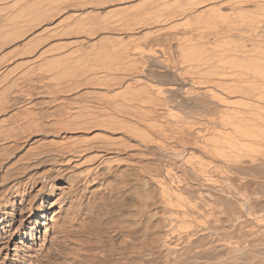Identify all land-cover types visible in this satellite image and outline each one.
I'll use <instances>...</instances> for the list:
<instances>
[{
    "label": "bare ground",
    "instance_id": "obj_1",
    "mask_svg": "<svg viewBox=\"0 0 264 264\" xmlns=\"http://www.w3.org/2000/svg\"><path fill=\"white\" fill-rule=\"evenodd\" d=\"M218 1L216 15L213 0L204 15L4 6L24 2L34 27L58 13L62 41L42 118L0 81V144L41 140L0 181V264H264V0Z\"/></svg>",
    "mask_w": 264,
    "mask_h": 264
},
{
    "label": "rangeland",
    "instance_id": "obj_2",
    "mask_svg": "<svg viewBox=\"0 0 264 264\" xmlns=\"http://www.w3.org/2000/svg\"><path fill=\"white\" fill-rule=\"evenodd\" d=\"M13 1V0H12ZM12 1H10V2H7V3H4V2H2V1H0V81H1V83L3 84V86L2 87H4V83H6V82H11V81H14V80H16V81H18V83H19V85L21 86H19L18 88H20L22 91L24 90L25 91V93H28V91L27 90H29V92L30 93H28V99H31L32 97V99H31V101L29 100V103L28 104H26L25 103V105L23 104L22 106H20V105H17L16 107V109H9V111H6L5 113H3L4 115H2V118L4 117L5 119H6V121H5V123H4V125H6L7 123H8V121H11V120H13L14 118H18V116H19V114H20V112H21V110H23V109H20L21 107L23 108V106H25V108L28 106V108H30V110H34V109H38V110H35L36 112H40V114H39V117H40V115H41V111H42V115H43V97H41V92H43V91H41L42 89H41V85H42V83H43V80H45L46 78L47 79H49L48 77H50L53 73V75L54 76H56L58 73H59V69H58V67H59V65L56 63V61H57V59L59 58L58 57V55L60 56V53H61V49L59 48V50H58V48H56L57 47V45L59 44V46H60V44L61 43H59V41L61 42L62 41V39H60L61 37L60 36H58L59 34L58 33H56V31L57 30H55V29H57L58 28V26H57V20H59V14L57 13V15H56V12H55V14L54 15H56V17L54 16V15H49V12H47L46 13V15H43V19H40V23H41V25H35V27H34V25H31L32 23L34 24V23H36V21H34L33 20V22H32V15H30V17L31 18H28V14H25L24 16L22 15L23 13L21 12V10H22V8H21V5L22 4H24V2L22 3H19L18 5L16 4L15 6H14V8H12L11 7V11H12V13L10 12V9H5L4 8V6L5 5H8V4H13L14 5V2L12 3ZM88 1V3L86 2L85 4L83 3V4H81L80 2H75V0L73 1V0H71V2L67 5L68 7H70V9H68L67 10V12L65 13V14H61V13H63V12H61L60 13V15H81V13L82 12H85V15H109L110 13H111V15H145V14H148V13H150V12H152V9H153V14L152 13H150V14H152V15H162V14H164L165 12V14L164 15H176L177 14V10H178V15H184V13H185V11H187V9H188V11L187 12H189V14L190 13H192L193 14V12L195 13V11H198V10H200L201 9V7H203L204 9H201L200 10V12H199V15H202V14H200V13H203V15H204V11L206 12V11H208L209 10V12H207L208 14L209 13H211V14H209V15H216V13L218 14V12H215V13H213V11L214 10H217L218 11V8H219V6H221V5H217L218 4V0H213L214 2H212L213 4H216L217 6L215 7V5H213L212 4V6L210 7V6H208V8H210V9H208V10H206V8H205V4L204 3H208L207 2V0H206V2L204 1V0H201V4L200 3H198V1H200V0H198L197 1V4H194V2L191 0V2L190 3H192L193 2V4L195 5V7H193V4H190L189 5V2L188 1H190V0H187V2H188V5H187V3H185V0H183V2H181L182 0H178V2H180V3H177V0H175L176 2H171V1H173V0H143L142 1V3L139 1L138 2V0H137V3L135 2L136 0H109V3L110 2H113V3H108V0L107 1H105V0H96V2H94L93 0H87ZM90 1V2H89ZM130 1V2H129ZM155 1V2H154ZM171 3H170V2ZM195 1V0H194ZM204 1V2H203ZM91 2H93L94 3V5H93V3H91ZM167 2L168 3V6H167V3L165 4V3ZM135 3V4H134ZM156 3V4H155ZM174 3H177V4H179V6H180V4L181 3H185L184 5H186V6H183V4H181V9L178 7L177 8V6L178 5H176V4H174ZM196 3V2H195ZM89 4V5H88ZM98 4V5H97ZM107 4V5H106ZM126 4V5H125ZM127 4H129V5H127ZM138 5V7H137V5ZM140 4V5H139ZM141 4H142V6H141ZM155 4V5H154ZM162 4L164 5V7L162 6ZM174 4V5H173ZM198 4L200 5L199 7H198ZM71 5V6H70ZM73 5V6H72ZM96 5V6H95ZM116 5V6H115ZM136 6V7H133V6ZM170 5H172V7H173V9L175 10V8H177V10H175V13L173 14V12L174 11H172V13L170 14L169 13V10L171 9V10H173L172 8H170L171 6ZM175 5H176V7H175ZM191 5H192V7L193 8H195L194 10H192L193 8L191 7ZM197 5V6H196ZM51 6H52V4H50V3H45V4H43V8H51ZM99 6V7H98ZM110 6V7H109ZM122 6V11H121V8L120 7ZM160 7H163V8H160L161 10V13L159 14V8ZM165 6H167L166 8H165ZM170 6V7H169ZM183 6V7H182ZM189 8H188V7ZM213 6H214V8H213ZM224 7H226V9H228L229 7H227V6H225V5H223ZM222 6V10H224L223 7ZM67 7V8H68ZM72 7V8H71ZM78 7V8H77ZM91 7V8H90ZM93 7V8H92ZM115 7V8H114ZM120 8V10H119V8ZM130 7H133V8H130ZM148 7L151 9H148ZM157 9H156V8ZM169 7V8H168ZM185 7V8H184ZM191 7V8H190ZM206 7H207V5H206ZM20 8V9H19ZM98 8V9H97ZM100 8V9H99ZM134 8H135V10H134ZM148 10H146V9ZM154 8L157 10V11H159L158 13H156L157 11L156 10H154ZM184 10H183V9ZM187 8V9H186ZM211 8L213 9V10H211ZM92 11H91V10ZM107 9V10H106ZM132 9V10H131ZM169 9V10H168ZM179 9L180 10H183V12L184 13H182V12H180L179 11ZM225 9V10H226ZM4 10H5V12H4ZM66 10V9H65ZM88 10V11H87ZM97 11L98 10V14H96V12L95 11ZM112 10H115L114 12H112ZM127 10L129 13H127V11L125 12V11ZM144 10V11H143ZM149 10H150V12H149ZM164 10H165V12H164ZM167 10V11H166ZM202 10H203V12H202ZM10 13H9V12ZM17 11H18V13H17ZM92 13H91V12ZM101 13H100V12ZM106 11V12H105ZM111 11V12H110ZM211 11V12H210ZM227 11V10H226ZM228 11H231L230 9L228 10ZM14 12V13H13ZM19 12H21V15H20V13ZM45 12H46V10H45ZM110 12V13H109ZM120 12H121V14H120ZM141 12V13H140ZM167 12L169 13V14H167ZM179 12H180V14H179ZM185 13V15H187L188 13ZM232 12V11H231ZM80 13V14H79ZM95 13V14H94ZM109 13V14H108ZM124 13V14H123ZM126 13V14H125ZM213 13V14H212ZM5 14V15H4ZM15 17H17L16 18V20H20V21H15L13 18H14V16ZM150 14H148V15H150ZM196 14H198L197 12L195 13V15ZM191 15V14H190ZM194 15V14H193ZM24 17L25 18V20L22 18V19H19V17ZM35 15H33V17H34ZM45 16H48V17H45ZM50 16V17H49ZM54 17L53 19H50L51 17ZM20 17V18H21ZM26 17H27V19H29V20H27L26 21ZM36 18V17H35ZM47 18V19H46ZM50 20H49V19ZM9 19V20H8ZM34 19V18H33ZM11 20V21H10ZM22 20H24L25 21V23H24V21H22ZM42 20V21H41ZM45 20V21H44ZM54 21V22H53ZM16 22H18V23H16ZM19 22H21L20 24H19ZM31 23V24H29V23ZM15 23H16V27H18L19 25H20V27L21 28H19V29H17V28H15V27H13L14 25H15ZM29 24V25H26V24ZM44 23V24H43ZM46 23V24H45ZM50 23V24H49ZM56 23V24H55ZM19 24V25H18ZM23 24V25H22ZM48 24V25H47ZM52 24V25H51ZM51 25V27H49ZM53 25H56V26H53ZM43 26H47L48 28V30H49V32H47L46 31V29L43 27ZM24 27V28H23ZM55 27H57V28H55ZM39 28V29H38ZM41 28H42V30H41ZM53 28H55L54 30H53ZM15 29H17V30H19L21 33L19 34L18 32H17V30H15ZM21 29V30H20ZM32 29V30H31ZM14 30V31H13ZM41 30V31H40ZM45 30V31H44ZM50 30H52V31H50ZM22 31H24V32H22ZM25 31H29L28 33H25ZM5 32V33H4ZM13 32V33H12ZM14 32H15V34L18 36V37H20L21 38V36H22V38L20 39L19 38V40H18V37L17 36H15L14 37ZM59 32V31H58ZM57 35H56V34ZM21 34H24V35H21ZM30 34V35H29ZM36 34V35H35ZM38 34V35H37ZM57 36V37H54V36ZM10 36V37H9ZM23 36H25V38H23ZM26 36H30V37H26ZM44 36V37H43ZM5 38V39H7V40H5L4 39V41H2V38ZM7 37H9V38H7ZM31 37H33V39H31ZM52 37V38H51ZM58 37H60V38H58ZM14 38V39H13ZM11 39V40H10ZM15 39H16V41H15ZM26 39V41H22V40H25ZM27 39H29V40H27ZM31 39V40H30ZM55 39V40H54ZM60 39V40H59ZM13 40V41H12ZM9 41V42H8ZM15 41V42H14ZM30 43L29 44V46H28V42ZM46 41V42H45ZM12 42V43H11ZM23 43V42H26L27 43V46L26 47H24L25 45H26V43H25V45L23 46V45H21V44H19V43ZM32 42V43H31ZM6 43H8V44H6ZM18 43V45H16ZM56 44V45H55ZM7 45V46H6ZM16 45V46H15ZM6 47V48H5ZM14 47V48H13ZM12 48V49H11ZM46 48H47V50H46ZM2 50V51H1ZM9 50V51H8ZM19 50H21V51H19ZM24 50V51H23ZM29 50V51H28ZM31 50H33V51H31ZM8 51V52H7ZM20 52V54H19V52ZM46 51V52H45ZM57 51V52H56ZM16 52H18V53H16ZM27 54H26V53ZM37 53V54H36ZM57 55V56H56ZM8 56V57H7ZM7 57V58H6ZM16 57V58H15ZM30 57H31V59H30ZM53 57L55 58V59H53ZM57 57V58H56ZM46 58L48 59V60H54L53 62H49V61H47L46 60ZM44 60H46V61H44ZM56 60V61H55ZM33 62V63H32ZM44 62H47V63H44ZM58 62V61H57ZM43 63L44 64H46V65H49V66H46V65H43ZM53 65H52V64ZM59 63V62H58ZM56 65V66H55ZM49 67H52V68H50V69H52V71H49L50 69H49ZM44 68H46L47 69V73L48 74H50V75H47V73H44L45 71H44ZM55 68H57V70L55 69ZM18 69V70H17ZM53 69H55V71H57L56 73H55V71L53 70ZM37 70V71H36ZM18 72V73H17ZM52 72V73H51ZM46 75V76H45ZM52 75V77H50V78H54V76ZM48 76V77H47ZM58 76V75H57ZM37 77V78H36ZM22 78H24V79H22ZM45 78V79H44ZM29 81H28V80ZM42 79V81H40V80ZM46 79V80H47ZM5 80V81H4ZM32 80V81H31ZM35 80H38V81H35ZM24 81V82H23ZM26 81H27V83L28 84H31L33 81L35 82V86L33 85L34 84V82H33V84H31V85H29V86H24V88H30V86H34V91L32 92V87L30 88V89H24L23 88V85H24V83H26ZM40 81V82H39ZM30 82V83H29ZM37 82V83H36ZM26 83V84H27ZM38 83L40 84V86L38 85ZM23 84V85H22ZM37 86H39V87H37ZM36 88H40V89H38L39 90V93H37V95H39L40 94V96H37L36 95V93L35 92H38V90L36 89ZM42 88H43V86H42ZM2 89V88H1ZM11 90V88H9V91ZM35 90H37V91H35ZM23 91V92H24ZM41 91V92H40ZM32 92V93H31ZM34 94V95H33ZM31 97V98H30ZM37 98H38V100L40 101V102H38V100H37ZM34 99V100H33ZM37 100V101H36ZM28 101V100H27ZM37 102V104H36V102ZM39 103H40V105H39ZM29 104H30V106H29ZM32 108V109H31ZM34 108V109H33ZM42 108V109H41ZM18 109V110H17ZM39 109H41V111L39 110ZM13 110V111H12ZM18 112V114H17V112ZM6 115V116H5ZM41 115V118L43 117ZM8 119H7V118ZM10 118V119H9ZM13 118V119H12ZM32 141H33V143H35V142H37V141H39V143L41 144V140H37V138L35 139V140H33L32 139ZM32 141H28L30 144H28V142H25V143H23V144H20V146H19V148H17V150H16V148L15 149H11V151L12 150H14L13 151V153L10 151V148H14V147H7L8 145H10L8 142H6V143H4L5 145L4 146H6V147H4L3 146V143H2V145L0 144V150L2 149V148H7L8 149V151H10V155H9V152H7L6 153V151H0V154H1V156L2 157H0L1 159H4L3 161L0 159V161L2 162H0V181L2 180V179H5V178H7L9 175L8 174H11V170H12V167H13V161L12 160H14V162H16L17 163V161H18V163L17 164H19L20 163V165H22L23 163H24V161L26 160V158H27V156H29L28 154H30L31 152H30V149H29V146L31 145L32 147H34L35 146V144H33L32 143ZM34 146H33V145ZM38 145V144H37ZM5 150V149H4ZM21 151V152H20ZM2 152V153H1ZM3 152L5 153V155H2L3 154ZM15 152H17V153H15ZM15 153V154H14ZM23 155H22V154ZM8 154V157H6V155ZM18 154H20V156L19 157H17L18 156ZM21 155H22V157H21ZM27 155V156H26ZM11 156H13V157H11ZM4 157V158H3ZM5 157H6V159H5ZM10 157V158H9ZM23 157H24V159H23ZM16 159V161H15V159ZM20 158V159H22V160H20V162H19V160L18 159ZM8 159V160H7ZM6 161V162H5ZM5 163H6V165H5ZM12 163V164H11ZM15 163V164H16ZM22 163V164H21ZM12 165V167H10ZM2 168V169H1ZM10 170L9 172H7L8 170Z\"/></svg>",
    "mask_w": 264,
    "mask_h": 264
}]
</instances>
